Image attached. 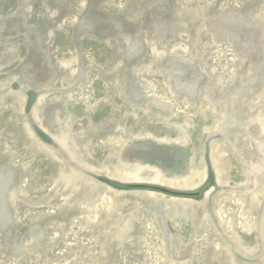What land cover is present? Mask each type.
Wrapping results in <instances>:
<instances>
[{"label": "rangeland", "instance_id": "374dc122", "mask_svg": "<svg viewBox=\"0 0 264 264\" xmlns=\"http://www.w3.org/2000/svg\"><path fill=\"white\" fill-rule=\"evenodd\" d=\"M0 264H264V0H0Z\"/></svg>", "mask_w": 264, "mask_h": 264}]
</instances>
